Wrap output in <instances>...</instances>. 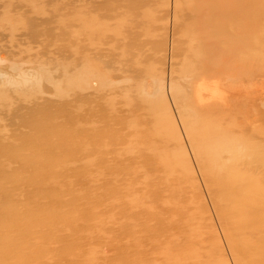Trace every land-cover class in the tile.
Here are the masks:
<instances>
[{
	"label": "rangeland",
	"instance_id": "374dc122",
	"mask_svg": "<svg viewBox=\"0 0 264 264\" xmlns=\"http://www.w3.org/2000/svg\"><path fill=\"white\" fill-rule=\"evenodd\" d=\"M206 2L0 0V70L54 82L0 95V264H244L228 235L262 218L238 205L264 191V37L232 77L229 47L179 55Z\"/></svg>",
	"mask_w": 264,
	"mask_h": 264
},
{
	"label": "bare ground",
	"instance_id": "6f19581e",
	"mask_svg": "<svg viewBox=\"0 0 264 264\" xmlns=\"http://www.w3.org/2000/svg\"><path fill=\"white\" fill-rule=\"evenodd\" d=\"M212 1L214 4L210 7L207 2L204 5L199 6V19H195L193 24L190 23L187 30L185 29L189 36L186 40L185 46L182 42H179L176 47L177 53L179 55L186 54L184 48L186 49L188 47L193 51V56L196 57L199 62L204 54L206 57L208 56L206 50L215 52L218 55V52L221 49L229 47L227 50H222L219 54L224 55L225 58H229V62L226 63V61H224L214 65V69L218 72H225L228 77H232V71H235L237 67L242 68L243 62L250 58V56L248 57V49L256 48V45H258L262 37H264L263 33H260L263 27L261 25L264 24L263 17H261V21H259L258 18L256 19L258 16L257 8L261 6L262 2H260L261 0H259L258 3H256L257 0ZM257 27L260 28L257 30ZM207 31H213V34L210 38L203 39ZM196 34L203 39L201 41L205 43L204 45L196 44V41H198V38L195 37ZM193 39H196L195 43H192ZM209 46L212 47L213 50H211ZM235 58L240 60L234 62ZM183 59H186L184 61L185 64L189 57L183 55ZM1 61L3 62L4 59L0 60V63H2ZM229 63L234 64V66L229 65ZM184 64L183 71L181 72L182 74L187 71L190 72V74L198 72V74L206 75L210 72L209 69H211V64L209 62L197 63L195 66ZM12 67L19 70L16 75L5 70H0V95L4 97L8 96V89L12 86L15 90L23 93H27L32 89L39 90L40 84L37 82L38 76L40 80L45 79L54 83L52 80L53 75L45 65L40 66L37 74L27 73L21 69L20 66L14 67L13 65ZM228 69L230 70L228 71ZM242 73L245 74V71H242ZM243 74H241L240 77H244ZM61 87L62 85L59 83L58 90L59 88L61 89ZM158 92L161 93V88L160 90H158V88L154 89L155 95L158 94ZM151 107L154 106L151 105ZM4 150L9 151L10 147L4 146ZM216 154L218 155L217 152ZM216 154L212 155L210 158L214 159ZM257 194L258 192L254 195L257 196ZM256 199L257 202L255 198L251 200V197H249L247 200L241 201L238 208L248 211L249 213L251 212V216L258 213V217L262 218L252 216L255 219H252L251 224H248L244 219L240 218L236 229L231 230L232 233L228 235L231 238L229 240H232V249L237 254L238 259L243 260L244 264H264V227L255 229L257 224L261 225L260 227L264 226V191L262 196L258 195ZM249 235L253 236V238ZM247 237L252 240L245 243L244 239Z\"/></svg>",
	"mask_w": 264,
	"mask_h": 264
}]
</instances>
